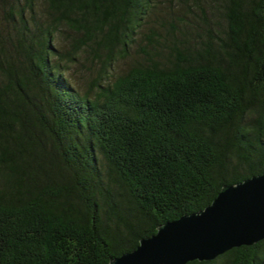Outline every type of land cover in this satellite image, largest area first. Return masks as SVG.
Returning <instances> with one entry per match:
<instances>
[{"label":"trees","instance_id":"1","mask_svg":"<svg viewBox=\"0 0 264 264\" xmlns=\"http://www.w3.org/2000/svg\"><path fill=\"white\" fill-rule=\"evenodd\" d=\"M261 174L264 0H0V264H107Z\"/></svg>","mask_w":264,"mask_h":264},{"label":"water","instance_id":"2","mask_svg":"<svg viewBox=\"0 0 264 264\" xmlns=\"http://www.w3.org/2000/svg\"><path fill=\"white\" fill-rule=\"evenodd\" d=\"M264 239V174L225 185L203 210L166 222L137 248L107 264L211 261Z\"/></svg>","mask_w":264,"mask_h":264}]
</instances>
